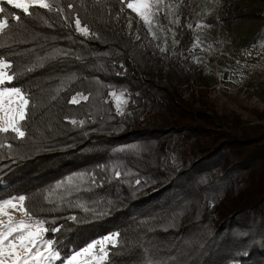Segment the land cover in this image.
Returning <instances> with one entry per match:
<instances>
[{"label": "trees", "instance_id": "obj_1", "mask_svg": "<svg viewBox=\"0 0 264 264\" xmlns=\"http://www.w3.org/2000/svg\"><path fill=\"white\" fill-rule=\"evenodd\" d=\"M184 1L172 53L160 51L161 32L156 26L149 32L135 14L137 32L127 31L116 19L117 0H60L66 12L74 4L71 18L78 13L98 38L79 35L74 23L45 10L12 20L0 34V55L24 73L15 86L36 105L28 138L0 147V199L25 195L33 213L54 220L49 226L61 231L49 237L62 258L119 232V247L105 264H264V131L206 103L211 86L185 50L194 24ZM216 1L223 26L264 18L261 8L249 13L240 6L264 0ZM158 20L164 24L163 15ZM112 91L128 94L123 114ZM77 92L90 99L69 104ZM114 170L126 175L117 179ZM69 177L71 186L53 191ZM48 193L53 203L45 202ZM226 193L233 203L213 205ZM199 201L204 210L186 219ZM215 209L222 211L218 223L208 214Z\"/></svg>", "mask_w": 264, "mask_h": 264}, {"label": "snow or ice", "instance_id": "obj_2", "mask_svg": "<svg viewBox=\"0 0 264 264\" xmlns=\"http://www.w3.org/2000/svg\"><path fill=\"white\" fill-rule=\"evenodd\" d=\"M117 2L121 6L120 13L128 11L129 29L132 28V14H135V17H139V20L148 25L149 32H152L154 21L160 22L156 18L164 13L165 9H168V13H165L163 18L169 19V13L172 9L171 3H168L167 0H117ZM4 4L10 8H6ZM66 7L69 10L67 12L60 6V0H0V34H4L6 30L10 29L12 20L20 22L24 18L30 19L37 15L40 10H45L48 13L55 11L69 27L74 23V31L79 35L87 38H98L97 34L91 31L89 25L82 21L78 13L74 19L71 18L76 7L74 4L69 3ZM14 10H19V13ZM116 19H119V13H117ZM48 26L52 27L53 25L48 24ZM188 27L191 28L192 26L189 25ZM168 30L172 31L171 29ZM152 35L155 39L154 32ZM137 39L140 37L137 36ZM195 47H197L196 42L193 43V48ZM166 50V48L160 49L161 52ZM47 59H56V57L52 56ZM39 66L43 67V64ZM33 70V68L26 69L27 72ZM23 75V72L15 71L12 61L0 55V137H3L0 139V147L12 149L13 145L11 143L6 144L5 140L11 138L23 143L30 135L27 122L31 116L30 110L34 109L36 105L32 102V96L28 92L22 87L15 86V82ZM60 91H63V88L57 89V95ZM109 95L116 98L117 113L123 114L121 107L129 103L127 99H124L128 94L121 91L117 96V93L112 91ZM52 99L55 100L56 96H53ZM89 99L90 94L77 92L71 96L68 103L78 105L81 102H87ZM65 119L73 125L77 123L83 125L84 123V121L78 122L68 117ZM114 174L117 179L126 175L119 170H114ZM83 175L81 174V178ZM93 182H95L94 179ZM141 183L139 179L135 181L137 186ZM72 184V178L69 177L66 181L58 182L53 191ZM66 190L68 189L66 188ZM27 200L28 197L25 195L0 199V264H53L54 261H60L61 264H81V257H88L95 264H105V262L110 261L112 254L110 249L119 247L121 233L113 232L105 235L102 239L87 243L85 247L62 258L60 251L55 247L57 242L49 237L50 233H57L61 229L56 226H49L55 224L54 220L48 221L33 213L27 207ZM44 200L46 203H53L50 193L45 195ZM58 210L56 207L49 209V211ZM15 211H19L24 218L16 220L12 214ZM71 219H75V217H71Z\"/></svg>", "mask_w": 264, "mask_h": 264}, {"label": "rangeland", "instance_id": "obj_3", "mask_svg": "<svg viewBox=\"0 0 264 264\" xmlns=\"http://www.w3.org/2000/svg\"><path fill=\"white\" fill-rule=\"evenodd\" d=\"M172 1L167 0L172 5L169 19H164V24L161 25L154 21L152 25L161 32L160 38L170 53L177 44L174 43L172 36L173 28L178 21L176 12L180 0H174L175 4ZM184 2L189 6L188 22L194 24L191 28V40L185 50H192L190 55L192 62L202 70L204 78L211 86L206 91L208 98L206 103L215 108L217 113L240 115L242 127H258L259 131H264V120L261 121L258 117L259 114L264 113V18L258 20L246 18L237 20L229 26H223L219 19L224 12L216 0H185ZM240 6L246 8L244 11L249 13L261 8L260 11L264 14L263 3H243ZM165 13H168V9L160 15L164 17ZM212 19L215 21L214 24H211ZM118 21L127 31L137 32L135 20H132V28H128L129 19L125 12L119 13ZM194 42L197 43L195 48H193ZM224 195L225 200L215 199L213 205L217 204L219 208L235 201L234 196L229 197L227 193ZM200 205V201L193 202L186 211V219H193L196 213L199 214L198 212L204 210ZM9 211L11 212L10 209ZM220 212L222 211L215 209L208 213L212 216V223L222 220ZM12 214L16 220L24 218L19 211ZM80 259L81 264H95L88 257ZM53 264H56V261Z\"/></svg>", "mask_w": 264, "mask_h": 264}, {"label": "built area", "instance_id": "obj_4", "mask_svg": "<svg viewBox=\"0 0 264 264\" xmlns=\"http://www.w3.org/2000/svg\"><path fill=\"white\" fill-rule=\"evenodd\" d=\"M172 2H173V4H175L174 0H173ZM166 42H167V44L169 43L168 38H166ZM168 47H169V46H168ZM168 49H169V48H168Z\"/></svg>", "mask_w": 264, "mask_h": 264}]
</instances>
